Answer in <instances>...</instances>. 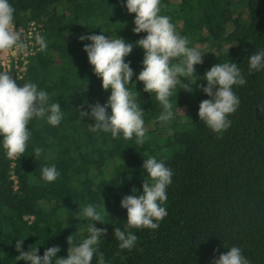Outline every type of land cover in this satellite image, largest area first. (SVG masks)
<instances>
[{"label":"trees","instance_id":"obj_1","mask_svg":"<svg viewBox=\"0 0 264 264\" xmlns=\"http://www.w3.org/2000/svg\"><path fill=\"white\" fill-rule=\"evenodd\" d=\"M14 23L35 21L47 43L45 51L30 56L20 86L31 82L49 95V105L60 103L63 119L51 126L47 118H33L24 156L10 160L0 136V264H27L17 260L15 244L22 250H45L58 245L57 258H66L73 246L89 235L92 221L79 218L85 206L94 205L106 228L92 264H212L219 255L237 246L250 264H264V70L249 71V57L264 51V0H160V14L170 18L177 33L188 38V47L202 53L195 65L192 92L184 90L187 78L172 90L174 116L160 121L162 105L155 93L144 92L136 77L143 69L144 50L135 42L147 35L134 33L135 13L126 0H9ZM133 43L125 57L133 69L126 87L144 110L145 143L135 136L89 130L94 119H77L76 109L107 102L111 89L93 72L81 35L101 34ZM208 44L206 50L200 44ZM179 62V61H175ZM236 63L246 80L234 85L240 104L228 116L231 126L213 132L198 116L202 100L210 99L198 85L213 65ZM109 115L111 109L108 110ZM41 148L40 157L34 149ZM148 157L163 160L173 171L162 205L167 216L157 229H130L135 246L120 249L115 227L125 230L127 209L121 200L141 195L148 180L142 167ZM55 165L58 179L41 178L45 166ZM17 188H15L16 180ZM133 188L137 191L134 193ZM101 253L102 261H101ZM55 264V258H53Z\"/></svg>","mask_w":264,"mask_h":264},{"label":"clouds","instance_id":"obj_2","mask_svg":"<svg viewBox=\"0 0 264 264\" xmlns=\"http://www.w3.org/2000/svg\"><path fill=\"white\" fill-rule=\"evenodd\" d=\"M129 13H135L132 29L134 33L146 32L147 35L135 42L136 46L144 50L142 61L143 69L136 79L143 83L144 92L155 93L157 101L162 105L163 112L160 121H169L173 118L170 96L172 90L180 82V78H187L184 90L192 92L191 78L195 75V65L202 64V53L195 48L188 47V38L177 33L170 18L160 14V0H126ZM81 41L89 40L84 44L89 63L93 72L102 78V88L111 89L107 102L89 104L90 111L83 110L81 105L76 109L78 118L94 119L89 130L92 132H110L115 139L121 134L126 140L134 136L136 144L143 145L146 139L144 127V110L135 102V97L126 87L133 82V69L130 62H125L133 51V43H127L123 38L111 39L101 34L81 35ZM23 34L14 25V8L9 0H0V52H7L13 48L23 49ZM35 41L40 51L47 49V43L39 34ZM179 61V62H175ZM264 70V51L256 52L249 57V71ZM203 79L207 85H198L210 99L200 102L198 116L201 121L215 133H223L231 126L228 116L234 114L239 107V97L233 92V86L244 85L245 78L236 63L213 65L206 71ZM49 95L38 90L35 83L27 82L18 86L16 80L8 72H0V136L3 137V148L10 160L24 156L30 131L28 124L33 118H47L51 126H58L63 119L60 103L49 105ZM264 113V104L258 106ZM111 109L109 115L108 109ZM42 149H34L35 159L40 157ZM147 171L148 180L143 181L141 195H127L121 200V207L127 209V224L125 230L115 227L114 236L120 242V249L131 250L137 241V236L130 229H157L159 222L167 216V210L162 205L167 201L166 189L172 183L173 171L163 160L148 157L142 165ZM60 176L55 167L45 166L41 170V178L48 183L54 182ZM137 190L133 188L135 193ZM107 215L105 204L103 214L94 205L83 208L79 218H86L93 223L88 226V237L73 246V236L67 237L70 245L66 258H57L61 250L58 245L47 248L43 256L38 255L39 249L22 250L23 240L18 239L15 247L19 252L17 260L27 264H92L93 256L101 238L106 234V228H98L95 221L105 222ZM101 253V261H102ZM212 264H250L242 255V250L233 246L226 253L219 255Z\"/></svg>","mask_w":264,"mask_h":264},{"label":"built area","instance_id":"obj_3","mask_svg":"<svg viewBox=\"0 0 264 264\" xmlns=\"http://www.w3.org/2000/svg\"><path fill=\"white\" fill-rule=\"evenodd\" d=\"M17 30L23 34V49L13 48L7 52H0V72H8L20 86V80L23 79L30 62V56L39 51V45L35 41L36 34L41 35V30L35 21L28 23V26L15 24ZM13 178L16 180L15 176ZM17 180L15 188H17Z\"/></svg>","mask_w":264,"mask_h":264},{"label":"rangeland","instance_id":"obj_4","mask_svg":"<svg viewBox=\"0 0 264 264\" xmlns=\"http://www.w3.org/2000/svg\"><path fill=\"white\" fill-rule=\"evenodd\" d=\"M198 47H199L200 49H204V50H206V49L208 48V44L203 43V44H200Z\"/></svg>","mask_w":264,"mask_h":264}]
</instances>
